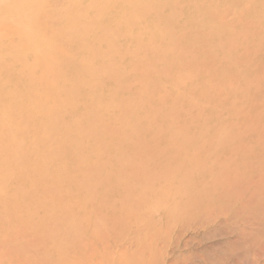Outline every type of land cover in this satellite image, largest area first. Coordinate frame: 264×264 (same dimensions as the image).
<instances>
[{
    "label": "bare ground",
    "instance_id": "1",
    "mask_svg": "<svg viewBox=\"0 0 264 264\" xmlns=\"http://www.w3.org/2000/svg\"><path fill=\"white\" fill-rule=\"evenodd\" d=\"M41 1L0 0V30L6 28L12 34L0 38V42H3L0 46V158L7 160V166L0 168V202L11 201L14 188H18L10 189V177L20 175L26 183L29 180L34 185L36 179L31 178L35 174L39 175L42 180L36 184L42 186L44 194H49L52 190L66 193L64 197L68 199L67 202L63 203L62 198L50 208L54 218H66L70 225L64 237H71L76 232L80 220L78 216L89 198L80 197L82 192L80 196L74 195L70 185L62 188L59 180L66 178L72 181V184L68 182L73 188L78 186L79 189L82 187V190L90 192L100 190L97 187L99 184L105 192L122 194L137 181H134L128 171L134 183L129 178L121 177L123 169L115 168L104 159L113 162L122 154H128V144L135 140L133 131L150 128L160 135L162 147L143 156L146 160L143 166L147 168L145 172L160 170L162 175L158 184H163L167 183V176L163 173L171 170L175 172L188 157L189 151H185L180 154L182 158H178V150L176 151L174 144L191 140L195 146L209 143L223 146L228 143L229 138L243 136L245 128L256 126L251 121L236 123L235 121L241 120L239 118L219 121V113L230 109L227 105L230 98L242 95V98L263 99L259 102L262 109L257 105L256 110L264 112V0H222L224 5L236 10L237 18L231 22L226 21L222 6L214 3L216 0H110L109 6L115 5V10L112 8V12L102 11L100 27L94 30L77 26V11L80 6L88 5L87 0H72L73 18L63 23L57 39L70 38L74 49L84 53L83 59L74 66H66V60L59 61L54 41L47 39L38 30L36 9ZM166 10L172 12L171 17L163 15ZM108 13H114L113 19H105ZM200 26L206 29L202 30L203 36L197 37L195 32L201 29ZM137 28L148 32L135 33L133 30ZM152 28L159 29L150 32ZM123 30L132 31V35H120ZM252 30L254 31L249 33ZM75 31L82 37L77 38L73 34ZM122 44L128 50L123 51ZM176 46L184 47L186 51L185 55L178 56L179 62L173 60L177 56L173 52ZM207 48L212 49L213 54L215 51L226 55L220 61L211 55L206 62L222 74L202 69L199 55ZM148 50L150 52L147 55ZM250 53V59L255 61L254 67L246 70L242 63L246 54ZM55 70L64 80L61 96L63 102L51 104L49 93L56 81L57 75L52 72ZM171 71L179 76L193 75V79L202 80L200 84L192 83L185 92L178 90L180 86L174 78H170V85L180 94L196 93L205 107L198 108V105L192 103L186 108L170 109L177 101L173 97L168 99L162 95V78ZM152 77L159 79L150 82ZM34 79L38 81L34 82ZM131 79L135 84L129 86L126 83L125 88L121 89V83L130 82ZM88 82H93L94 87L86 89L84 85ZM218 83H229L231 89L227 93L219 92L214 88ZM108 84L113 88L108 87ZM133 86L138 90L134 93L135 97L131 98L128 89L132 91ZM84 100L91 103L87 105ZM162 106L167 107L164 113L160 111ZM122 116H126L127 120L124 121ZM206 125H210L208 129L214 133L198 135L196 132L205 129ZM228 128L235 129L231 131ZM71 133L75 137H69ZM107 137L110 138L109 142ZM106 143L107 147L104 146ZM243 147L248 154L237 156L238 165L248 166V159L259 149L262 158L256 161L258 167H264V133H253V137ZM222 156L219 149L207 153L197 151L196 159L190 164L197 171L202 161L211 160L207 176H212L222 166ZM128 157L126 161H131L132 156ZM121 158L119 157L120 160ZM119 159L116 161H120ZM41 160L47 161L45 166L39 163ZM69 160L89 163L101 174L102 179L95 182L94 176L91 179L77 177L68 168L51 167ZM135 160L133 161L137 162ZM22 167L29 171L24 170L22 174ZM242 172V168L235 167L233 175L239 177ZM140 173L138 171V176ZM114 177L116 184L111 182ZM19 188L24 186L21 184ZM29 195V202L23 200L25 205L15 211L29 210L31 213L34 205L39 206L38 194L30 192ZM122 195L124 198V193ZM7 212L8 210L4 211V214ZM7 223L14 222H2L3 225ZM57 245L62 244L58 241ZM60 262L58 259L55 263L64 264Z\"/></svg>",
    "mask_w": 264,
    "mask_h": 264
},
{
    "label": "rangeland",
    "instance_id": "2",
    "mask_svg": "<svg viewBox=\"0 0 264 264\" xmlns=\"http://www.w3.org/2000/svg\"><path fill=\"white\" fill-rule=\"evenodd\" d=\"M109 2L110 0H87L88 5L80 6L77 11V26L89 28V30L98 29L102 11L112 12L115 10V5L109 6ZM71 3L72 0H42L37 4L35 20L40 33L46 36L47 39L51 38L54 41L58 49V54L56 52L57 58L59 61L66 60L68 62L65 63L66 66L77 65L84 55L83 52L74 49L70 38L60 37L57 39L62 31L63 23L69 22L73 18ZM214 3L222 6L223 15L227 22L236 20L237 13L235 9L224 5L222 0H216ZM179 13L182 15V10ZM113 14H106L105 19H113ZM163 15L171 17L172 12L166 10ZM199 28L201 29L195 32L197 37L203 36L204 32L202 30L206 29L203 26ZM158 29L152 28L150 32ZM133 31L139 33L144 30L137 28ZM144 32H148V30ZM131 33L132 31L123 30L120 35L129 36L132 35ZM73 34L77 38L82 37L78 31ZM4 35H6L5 37L12 36L6 28H2L0 38ZM2 43L0 42V46ZM107 43L105 42V44ZM181 46L173 48V52L177 54L173 59L175 62H179L178 56L186 54L184 47ZM105 47L107 48V46ZM121 49L123 51L128 50L124 44L121 45ZM149 52L148 50L146 54L148 55ZM62 53L63 55L60 56ZM196 53L192 54L196 55ZM211 55L217 61L223 60L226 56L223 53H215V51L213 54V50L207 48L199 55L202 61V69L222 74L214 66H209L210 63L209 65L206 64ZM251 55L252 53L246 54L247 57L245 56L243 59L242 65L246 70L254 67L253 63L255 61L250 59ZM60 65L62 64L60 63ZM52 72L58 74L56 70ZM170 78L176 79L175 81L180 86L178 90L184 92L192 83H202L201 79H193V75L179 76L174 71L162 78L164 81L162 88L164 93L162 95L168 97V99L173 97L177 101V104L170 107V109L186 108L192 103L198 105V108L205 107V103L196 93L185 95L178 93L179 91L170 85ZM158 79L152 77L150 82ZM34 80V82L38 81L37 79ZM30 81L28 82L30 83ZM131 81L133 79L130 82L121 83V89L125 88L126 83L129 86L135 84ZM63 83V78L57 75L54 88L49 93L51 104L63 102L61 97ZM110 85L108 84V87L113 88ZM84 86L88 89L94 87V83L88 82ZM136 88L133 86L132 91L128 89V95L131 98L135 97L134 93L138 90ZM214 88L219 92L227 93L231 86L229 83H218ZM241 96L230 98L227 103L230 109L219 113L218 119L224 122L230 121L232 118H239L241 120L235 121L236 123L240 122L242 124V121L243 123L246 121L255 123L256 126L244 129L243 136L246 140L240 135L229 138L228 143L223 146H215L212 143L197 144L195 146L191 140L174 144L176 151L178 150V158L181 156V152L189 151V153L187 160L181 163L179 169L175 172L171 170L168 173H163L167 176V183L158 184L159 177L162 175L160 170L155 169L153 172H145L146 167L143 166L146 162L144 157L162 147L160 135L150 128H147L148 130L144 129V131H133L135 140L134 143L130 142L128 144L129 153L122 154V158L119 156L122 161H126V158H129L128 155L132 156L131 161L127 159L126 162H122L119 157L115 158L113 162L104 159L106 163H112L115 168L123 169L121 177L130 180L132 174L134 181H137V183H134L131 179L135 186H129L130 191L126 188L122 192L125 201L122 194L116 195L113 192L112 194L103 191L102 185H97L100 193L98 191L90 192L87 189L82 190V187L79 189L78 186L73 188L71 180L61 178L59 181L62 182V188L65 185H70L69 187L73 189V193L75 192L74 195L80 196L82 192L80 197L85 198L86 196L89 198L84 203L82 212L78 216L80 219L78 227L71 237H64L70 229V225L65 220L66 218H54L50 212V208L57 202L59 203L60 199L63 198V203L68 201L65 198L66 193L64 191L52 190L51 193L49 191V194H44L42 186L36 184L37 181L42 180L37 174L31 178L32 180L36 179L34 185L29 180L26 183L23 180L24 177H20V175L10 177V189L18 188H14L15 191L12 194L11 201L0 202V264H56L55 262L58 259L64 264H264V167H258L256 161L262 158V152H258L259 149L254 151V155L247 161L248 166L238 165L236 159L237 156H247L248 153L243 146L253 137V133H264L262 131L264 130V112L259 113L256 110L257 105L262 109L259 102L263 99L242 98ZM84 102L85 104L91 103L88 100H84ZM154 106L156 105L154 104ZM166 109L167 107L162 106L160 108L161 113H164ZM132 116L135 117V115ZM122 118L124 121L127 120L126 116H122ZM65 122L67 123L66 120ZM204 127L206 130L203 128L196 133L198 135L214 133L213 130L208 129L210 125ZM233 129L228 128L231 131ZM128 135L129 133L126 134V136ZM69 137H75V134L71 133ZM109 139V137L106 138L108 142ZM104 146L107 147V143ZM213 149H219L223 153V164L217 169L218 172H213L212 176H207L209 174L207 169L212 164L211 160L202 161L198 170L194 171L190 162L196 159L197 151L207 153ZM116 159L120 161H116ZM134 159L137 162H134ZM46 162L41 160L39 163L45 166ZM187 162H189V165ZM4 166H7V160L0 158V168ZM57 166L70 169L77 177H90L91 179V176H94L93 180L95 182L102 179L101 174L85 161L69 160L66 163L59 162V164H54L51 167L56 169ZM262 166H264V163ZM235 167L242 168L241 176L234 177ZM22 170V174H24V170L29 171L26 168ZM138 171L139 173L141 171L139 176ZM145 175L148 176L149 180L147 176L145 178ZM135 177L137 178L135 179ZM112 181L116 184V177L111 178ZM101 183H104V181ZM21 184L24 188H19ZM30 192L38 194L39 206L34 205L31 213L29 210H26V212L15 211L25 205L24 201L29 202ZM117 198L119 199L115 201ZM127 201L132 203L128 204ZM7 210L8 212L4 214V211ZM2 222L14 223L3 225ZM81 222L83 223L81 224ZM58 241L62 245L58 246Z\"/></svg>",
    "mask_w": 264,
    "mask_h": 264
}]
</instances>
